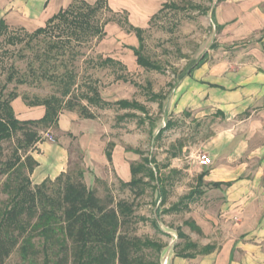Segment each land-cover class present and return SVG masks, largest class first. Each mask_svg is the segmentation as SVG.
I'll use <instances>...</instances> for the list:
<instances>
[{"label": "rangeland", "instance_id": "1", "mask_svg": "<svg viewBox=\"0 0 264 264\" xmlns=\"http://www.w3.org/2000/svg\"><path fill=\"white\" fill-rule=\"evenodd\" d=\"M17 3V7L13 5L14 10L22 14L23 2ZM218 4V0H164L161 9L144 30L139 49L140 55L153 68H142L136 64L133 53L127 48L129 46L123 43L124 35L127 39L134 36L128 34L126 28H121L125 33L118 39L115 36L106 41L93 39L78 48L79 55L73 67L70 66L76 74V84L70 97L73 102L87 107L95 118L83 119L77 109L63 110L59 116L61 123L46 131L31 152L45 169V159L52 157L53 150L64 149L67 155H62L59 162L65 163L66 170L61 173L72 177L83 173L85 185L94 190L99 198L111 196L114 202L124 200L131 203L135 221L129 226V230L133 231L130 233L161 247L159 252L153 248L144 250L146 259L158 264L168 250L172 259L179 258L178 253L187 242H191L197 245V249L183 251L197 254L207 245L215 247L222 237L216 236L215 226L207 236L201 230L199 233L190 227L192 223L198 227L197 223L214 218L219 213L213 205L211 209L205 207L202 193H195L194 196L190 193L201 192L203 183L199 188L198 178L206 169L200 167L199 160L201 156H207L204 144L222 127V120L220 117L212 118L213 107H198L193 100L198 98L196 93L190 97L176 93L180 77L201 57L208 61L221 55L232 57L236 52L245 55L248 46L254 43V38L233 45L220 43L212 14ZM117 16L121 21L126 19L125 12L117 13ZM103 18L106 20L113 16L105 13ZM16 22H10L9 30H35ZM107 25L116 24L110 22ZM20 48V45H8L0 37V62L4 63L0 64V79L4 78L5 68L10 64L27 74L29 53L26 51L27 58L18 59ZM134 48H138V41H135ZM107 57L119 61L123 68L118 65L101 67L100 62ZM13 87L20 95L30 99L33 96L48 97L55 90L53 85L43 81L23 86L12 84L8 89ZM93 88L100 98L96 103L88 100L94 94ZM120 100L134 102L137 107L120 108L115 105ZM173 100L175 106L172 108ZM103 102L110 106H102ZM174 108L178 113H174ZM167 122L173 126L159 133ZM111 144L112 151L116 152H112V164H109L105 150H111ZM173 154L177 156L172 158ZM130 164L134 167L143 165L161 180L165 190L162 202L156 182L144 177L146 171L137 175L143 180L140 186L142 195L136 196L137 189L121 187L120 181H130ZM50 166L51 175L60 170L54 161ZM173 245L176 247L171 250ZM6 264H21L18 249Z\"/></svg>", "mask_w": 264, "mask_h": 264}, {"label": "trees", "instance_id": "2", "mask_svg": "<svg viewBox=\"0 0 264 264\" xmlns=\"http://www.w3.org/2000/svg\"><path fill=\"white\" fill-rule=\"evenodd\" d=\"M105 13H110L113 18L105 20ZM117 17V13L109 8L108 0H95L93 4L73 0L32 32L24 28L9 30L5 20L0 19V37L10 46H21L17 58L23 60L27 58L26 51L29 53L27 74L10 64L5 68L4 78L0 79V264H6L17 249L21 264H158L148 261L144 250L153 248L159 252L161 247L130 233L133 231L129 226L135 221L131 203L124 200L114 202L111 196L99 198L85 185L80 172L76 177L61 173L54 180L46 179L38 185H33L30 179L38 167L31 152L46 131L58 126L63 110L77 109L83 119L95 118L87 107L73 102L70 97L76 84V74L70 66L73 67L79 55L78 48L93 39L103 40L105 27L111 22L126 28L128 34L136 37L138 48L127 47L136 64L142 68L154 67L140 55L144 30L130 25L127 16L122 21ZM201 61L202 58L198 59L191 68ZM99 65L123 68L119 61L110 57ZM59 69L63 72L59 73ZM41 81L53 85L54 93L45 98L33 96L30 99L20 95L14 87L8 89L12 84L23 86ZM92 93L93 96L88 98L90 103L100 101L95 88ZM16 99L29 108L42 107L43 116L19 120L12 106ZM115 105L120 108L137 107L134 102L126 100ZM102 106L109 107L110 104L103 102ZM172 126L167 122L159 133ZM109 147L111 150H105V157L111 164L113 145ZM176 156L173 154L172 158ZM129 170L130 181H120L121 187L137 189L136 196L142 195L140 186L143 180L137 175L146 171L144 177L156 182L159 200L163 201L165 190L152 170H146L143 165L134 167L133 164ZM204 175L198 178L199 188ZM220 185L211 184L214 188ZM195 193L202 192H191L190 196ZM190 227L200 233L193 223ZM196 249L195 243L187 242L178 257L190 259L207 255L215 247L207 245L197 254L185 252Z\"/></svg>", "mask_w": 264, "mask_h": 264}, {"label": "crops", "instance_id": "3", "mask_svg": "<svg viewBox=\"0 0 264 264\" xmlns=\"http://www.w3.org/2000/svg\"><path fill=\"white\" fill-rule=\"evenodd\" d=\"M17 1L23 2L22 14L14 10ZM72 1L0 0V19L8 25L18 21L22 27L36 29ZM218 1L212 14L220 43L233 45L252 38L254 43L248 46L246 56L236 52L235 56L221 55L215 60L201 57L197 66L180 77L176 93L185 97L196 93L198 98L193 100L198 107H213L212 118L222 120V127L204 144L212 165L204 168L201 188L205 207L211 209L213 205L219 213L196 224L203 235L207 236L215 226L216 236L222 237L210 254L190 259L170 257L169 264H264V0ZM163 3L164 0H108L112 12H125L130 25L142 30L148 28ZM105 32L103 41L114 36L118 39L125 33L118 25H106ZM123 37L125 45L135 47V36ZM12 106L19 120L39 119L44 114L42 107L29 108L20 99L14 100ZM174 113H178L175 108ZM53 151L52 157L45 159V169L33 156L39 165L31 175L32 184L54 179L66 170L59 159L67 152ZM122 160L125 162L123 157ZM53 161L60 170L51 175ZM213 183L221 185L214 188Z\"/></svg>", "mask_w": 264, "mask_h": 264}, {"label": "built area", "instance_id": "4", "mask_svg": "<svg viewBox=\"0 0 264 264\" xmlns=\"http://www.w3.org/2000/svg\"><path fill=\"white\" fill-rule=\"evenodd\" d=\"M199 165L202 168H207L211 165V160L207 156H201V159L199 160Z\"/></svg>", "mask_w": 264, "mask_h": 264}, {"label": "water", "instance_id": "5", "mask_svg": "<svg viewBox=\"0 0 264 264\" xmlns=\"http://www.w3.org/2000/svg\"><path fill=\"white\" fill-rule=\"evenodd\" d=\"M173 247H174V245L170 248L171 250L173 249ZM170 253H171V251L170 250H168L166 253H165V255L163 256V258H162V262H161V264H169V259H170Z\"/></svg>", "mask_w": 264, "mask_h": 264}]
</instances>
